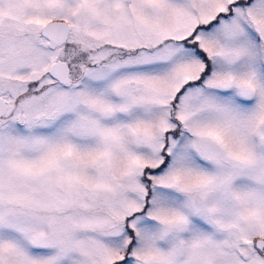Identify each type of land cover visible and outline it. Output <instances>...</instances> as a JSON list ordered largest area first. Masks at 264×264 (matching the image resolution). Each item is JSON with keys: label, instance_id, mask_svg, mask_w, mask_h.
I'll use <instances>...</instances> for the list:
<instances>
[{"label": "snow or ice", "instance_id": "snow-or-ice-1", "mask_svg": "<svg viewBox=\"0 0 264 264\" xmlns=\"http://www.w3.org/2000/svg\"><path fill=\"white\" fill-rule=\"evenodd\" d=\"M0 264H264V0H0Z\"/></svg>", "mask_w": 264, "mask_h": 264}]
</instances>
